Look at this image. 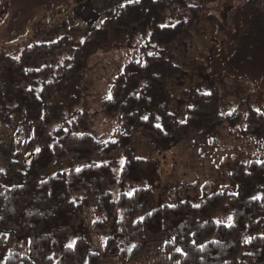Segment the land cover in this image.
Wrapping results in <instances>:
<instances>
[{
  "label": "trees",
  "instance_id": "trees-1",
  "mask_svg": "<svg viewBox=\"0 0 264 264\" xmlns=\"http://www.w3.org/2000/svg\"><path fill=\"white\" fill-rule=\"evenodd\" d=\"M167 10L188 11L190 17L173 26L162 25ZM115 28L130 36L149 34L139 50L110 88V97L94 117L119 116L127 127L113 140L94 135L91 113L66 114L83 99L85 72L95 45L83 44L55 71L53 62L69 42L62 36L51 43L25 47L18 58L0 51V124L13 125V106L22 107L32 132L24 147L38 145L27 172L20 170L8 147L0 141V164L4 176L21 181L7 188L0 183V239L11 247L6 264H100L102 255L92 252L85 239L67 246L69 234L80 222L81 210L93 206L106 222L117 219L123 232L134 241L126 249L109 237L104 256L135 261L144 244L165 241L164 249L178 264H264V160L252 162L249 170L239 163L231 180L235 189L205 196L198 204L190 200L156 205L155 190L161 183L160 167L152 159L139 158L132 147V133L142 132L157 148L168 151L191 132L210 140L220 129L246 124V133L264 144V111L244 112V103L232 114H221L222 96L217 88L210 93L184 91L188 99L186 121L179 123L169 112L170 88L179 75L176 45L187 28L202 22V8L188 0H134L113 15ZM16 107V108H17ZM147 113V115H146ZM162 116V125L155 121ZM59 124L55 132L51 127ZM122 152L125 163L117 177L113 162L97 164L102 155ZM73 157L89 165L58 173L45 179L54 163ZM114 188L119 191L116 196ZM77 198V199H76ZM218 216L231 218L228 224ZM249 241L242 243L241 235ZM29 237V258L21 253L20 239ZM24 257V258H23Z\"/></svg>",
  "mask_w": 264,
  "mask_h": 264
},
{
  "label": "rangeland",
  "instance_id": "rangeland-1",
  "mask_svg": "<svg viewBox=\"0 0 264 264\" xmlns=\"http://www.w3.org/2000/svg\"><path fill=\"white\" fill-rule=\"evenodd\" d=\"M131 1L134 0H0V51L18 58L29 45L51 43L68 36V45L53 62L55 71L72 57L76 48L83 44L95 45L97 50L90 57L85 72L82 102L66 114L65 121H70L76 110L90 113L94 109L101 110L104 100L110 97L115 78L130 62L138 59L140 48L149 39V34L130 36L115 28L113 15ZM188 1L202 8V22L199 26L187 28L176 45V63L180 73L171 83L169 112L177 122H185L188 99L184 91L210 93L215 88L222 96L220 111L224 116L235 112L242 102L245 114L251 110L264 111V0ZM189 17L188 11L167 10L162 25L173 26ZM16 107L13 106V125L6 127L0 124V141L8 147L13 159L21 152V157L16 160L20 170L27 172L31 157L40 147L23 146V142L30 141L32 132L25 122L22 107ZM91 115L94 135L101 140H113L115 132L127 131L119 116ZM155 121L162 125L159 113H155ZM58 125H53L51 131L55 132ZM210 140L212 144L228 148L211 151L214 165L220 167L224 174V182L217 184L216 192L235 189L231 176L240 160L246 170L252 162L264 160L263 141L249 136L245 123L235 129H221ZM94 161L97 164L113 162V170L118 177L125 156L116 152L110 156H99ZM153 162L159 165L157 160ZM88 165V162L68 157L60 165L52 164L44 178ZM5 170V165L0 164V183L3 186L12 188L22 184L21 181L7 179ZM114 194H119L116 188ZM181 195V192H174L170 199ZM120 219L118 211L116 221L106 222L104 215L93 206H86L81 210L80 222L69 234L66 245L73 246L78 239H85L90 251L102 255L106 240L114 237L130 250L135 243L123 232ZM218 220L231 222V218L222 216H218ZM240 240L244 244L249 237L243 234ZM20 243L21 253L29 258V237L20 239ZM10 248L6 241L0 239V264L9 260ZM26 261L19 260V264H26Z\"/></svg>",
  "mask_w": 264,
  "mask_h": 264
},
{
  "label": "crops",
  "instance_id": "crops-1",
  "mask_svg": "<svg viewBox=\"0 0 264 264\" xmlns=\"http://www.w3.org/2000/svg\"><path fill=\"white\" fill-rule=\"evenodd\" d=\"M132 147L139 158L157 160L160 165L161 183L155 190L158 206L172 205L183 200L198 202L215 193L217 184L224 182L223 171L214 165L211 151L224 150L226 147L212 144L211 140L202 138L196 132L188 134L171 150L163 151L142 132L135 131L132 133ZM216 154L220 157L219 153ZM239 163H242L241 160ZM174 192H181L182 195L180 198L170 199ZM164 245L165 241L144 244L142 254L133 262L122 260L118 256H105L100 264H178L166 253Z\"/></svg>",
  "mask_w": 264,
  "mask_h": 264
}]
</instances>
